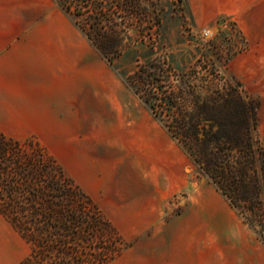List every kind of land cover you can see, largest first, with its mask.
<instances>
[{"label": "rangeland", "instance_id": "obj_1", "mask_svg": "<svg viewBox=\"0 0 264 264\" xmlns=\"http://www.w3.org/2000/svg\"><path fill=\"white\" fill-rule=\"evenodd\" d=\"M63 1L69 9L61 0H0L17 48L0 84H45L30 119L0 106L4 129L40 137L117 225L132 245L113 264H264L262 238L165 124L169 96L191 110L215 92L239 90L258 105L261 175L264 0H137L133 17L119 10L131 0ZM95 5L104 28H120L113 63L86 34ZM140 68L149 75L138 84L161 85L144 87L158 114L128 85ZM29 251L0 213V264Z\"/></svg>", "mask_w": 264, "mask_h": 264}, {"label": "trees", "instance_id": "obj_2", "mask_svg": "<svg viewBox=\"0 0 264 264\" xmlns=\"http://www.w3.org/2000/svg\"><path fill=\"white\" fill-rule=\"evenodd\" d=\"M61 5L69 9L63 0ZM128 8L132 17L138 15L137 0L119 10ZM94 10L87 36L106 56L120 51L119 26L104 28L103 8ZM134 75L128 85L158 114L146 88L161 90V85L138 84L149 75L142 68ZM174 99L166 101L173 113L166 126L264 241V163L259 175L255 147L258 105L235 88L196 100L191 110L180 96ZM0 213L30 247L17 264H110L127 248L117 225L40 137L19 138L1 124Z\"/></svg>", "mask_w": 264, "mask_h": 264}, {"label": "crops", "instance_id": "obj_3", "mask_svg": "<svg viewBox=\"0 0 264 264\" xmlns=\"http://www.w3.org/2000/svg\"><path fill=\"white\" fill-rule=\"evenodd\" d=\"M14 1L22 2V0ZM10 33L12 32L8 27V21L1 22L0 20V73L6 72L7 66H4L6 60L10 55L12 56V54H15L17 51L15 45H10V43L13 41L12 38H10ZM44 85L45 84H0V106L8 107L13 115L12 119L14 120L22 121L30 119V115H32V104L37 101H41L44 97ZM130 246H127L125 251ZM125 251L120 257L115 259L110 264H113L115 261L121 258ZM248 262L246 263L242 261L241 263L249 264Z\"/></svg>", "mask_w": 264, "mask_h": 264}, {"label": "bare ground", "instance_id": "obj_4", "mask_svg": "<svg viewBox=\"0 0 264 264\" xmlns=\"http://www.w3.org/2000/svg\"><path fill=\"white\" fill-rule=\"evenodd\" d=\"M111 89H112V87H111ZM115 89H116V87H115ZM114 93V92H113ZM116 93V92H115ZM123 96V95H122ZM121 100V99H120ZM125 101V100H124ZM117 110H118V113H119V117L121 118L122 117V115H123V113L125 112L124 111V107L121 105V103H119V101L118 100H116V99H113V102L111 103ZM137 111V110H136ZM123 112V113H122ZM134 121V120H133ZM209 214L210 213H208L207 215L209 216ZM207 216V217H208ZM210 219V218H209Z\"/></svg>", "mask_w": 264, "mask_h": 264}]
</instances>
